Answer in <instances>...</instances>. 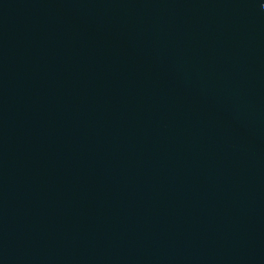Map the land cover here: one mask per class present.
<instances>
[{
  "label": "water",
  "instance_id": "obj_1",
  "mask_svg": "<svg viewBox=\"0 0 264 264\" xmlns=\"http://www.w3.org/2000/svg\"><path fill=\"white\" fill-rule=\"evenodd\" d=\"M0 264H264V0H0Z\"/></svg>",
  "mask_w": 264,
  "mask_h": 264
}]
</instances>
